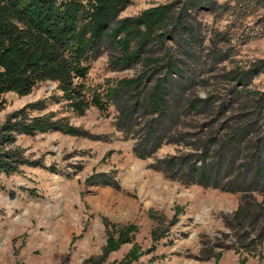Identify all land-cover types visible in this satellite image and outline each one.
Wrapping results in <instances>:
<instances>
[{
	"label": "rangeland",
	"instance_id": "374dc122",
	"mask_svg": "<svg viewBox=\"0 0 264 264\" xmlns=\"http://www.w3.org/2000/svg\"><path fill=\"white\" fill-rule=\"evenodd\" d=\"M169 1L130 0L120 16L136 15L146 7ZM217 3L223 6L216 16L207 8L194 15L203 38L195 44L194 54L201 67L187 91L199 97L208 96L210 107L188 119L186 127H214L219 132L232 127H254L256 133L262 132L264 73L253 78L248 86L236 88L224 73L264 59V0H217ZM217 31L225 39L217 41V47L228 49L230 56L212 66L208 48L211 39L217 38ZM184 39L183 34L179 40ZM166 44L173 53H180L177 35L168 38ZM159 51L156 46L151 53ZM109 53L105 50L89 62V71L81 80L88 95L103 91L107 81L133 76L141 69L136 64L112 70L108 66ZM58 95L56 84L50 81L38 83L28 95L8 92L0 109V123L8 113L28 102L40 98L51 101V96ZM49 110L56 111V116L68 117L72 124L100 138L61 132L17 138L26 154L44 166H22L18 172L0 177V264H83L87 257L99 255L104 245L101 215L119 224H136L135 241L144 250L154 245V250L139 258L140 264H216L218 253V264H240L241 259H245V264H264V241L260 242L258 236L259 231L264 233V212L255 217L256 205L264 196V182L260 191L235 193L181 184L150 168V163L183 148L168 143L153 157L137 158L131 150L132 141L114 126L113 106L108 105L102 111L91 106L77 116L60 101L50 103L41 113ZM50 165L56 171L49 170ZM114 169L118 189L84 182L92 173ZM243 195H247L249 209L238 224L233 215ZM175 207L181 212L169 224ZM149 210L165 217L164 236L158 241L152 240L150 232L161 223L149 217ZM129 247L130 244H124L110 253L107 262L119 260Z\"/></svg>",
	"mask_w": 264,
	"mask_h": 264
},
{
	"label": "trees",
	"instance_id": "16d2710c",
	"mask_svg": "<svg viewBox=\"0 0 264 264\" xmlns=\"http://www.w3.org/2000/svg\"><path fill=\"white\" fill-rule=\"evenodd\" d=\"M129 1L0 0V109L4 106V94L28 95L40 82H54L60 92L51 96V101L40 98L24 104L0 123V177L16 173L22 166H44L26 154L17 143L19 136L61 132L100 138L72 124L68 117L56 116V111L41 113L50 103L63 101L77 116L91 106L101 111L113 106L114 126L132 141L131 150L137 158L153 157L164 144L181 146L178 153L154 158L150 163V168L169 179L231 193L260 191L264 182V130L256 133L254 127H232L219 132L214 127H186L188 119L210 107L208 96L199 97L187 91L201 67L194 54L195 44L203 38L194 15L207 8L216 16L223 4L217 0H171L146 7L136 15L120 16ZM183 34L185 39L180 41ZM175 35L179 54L166 44ZM215 36L208 48L212 66L230 56L228 49L216 45L225 40L223 33L217 31ZM156 46L160 51L152 54ZM105 50L110 51L108 66L112 70L136 64L141 69L133 76L107 81L103 91L88 95L81 80L89 71V62ZM261 73L263 58L224 74L236 88L248 86ZM261 95L264 98V91ZM249 131L252 133L248 138ZM47 168L56 171L52 165ZM84 182L120 188L116 169L92 173ZM248 206L247 195H243L233 215L238 224ZM256 206L258 217L264 212V196ZM180 212L175 207L169 224L176 221ZM148 215L161 223L150 232L152 240L158 241L164 236L165 217L153 210ZM100 218L104 245L99 255L87 257L83 264H140L139 258L154 250V245L144 250L135 241L136 224H119L102 215ZM262 234L259 231L260 242L264 241ZM124 244H130L125 254L108 263L109 254ZM219 257L220 253L216 255V264ZM240 264H245V259Z\"/></svg>",
	"mask_w": 264,
	"mask_h": 264
}]
</instances>
